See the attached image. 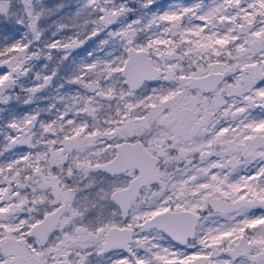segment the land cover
Here are the masks:
<instances>
[{"label":"snow or ice","instance_id":"obj_1","mask_svg":"<svg viewBox=\"0 0 264 264\" xmlns=\"http://www.w3.org/2000/svg\"><path fill=\"white\" fill-rule=\"evenodd\" d=\"M0 264H264V0H0Z\"/></svg>","mask_w":264,"mask_h":264},{"label":"rangeland","instance_id":"obj_2","mask_svg":"<svg viewBox=\"0 0 264 264\" xmlns=\"http://www.w3.org/2000/svg\"><path fill=\"white\" fill-rule=\"evenodd\" d=\"M50 2L55 3V2H59V0H50ZM63 2H64V3H67V4L75 5L76 3H78V0H63ZM159 2H160V4H162V5H166V4H168V3L173 2V0H159ZM185 2H187V0H185ZM53 19H55V18H53ZM56 38L58 39L59 37H56ZM19 107H20V110L23 111L27 106H25V105H20ZM33 107H35V105H33Z\"/></svg>","mask_w":264,"mask_h":264}]
</instances>
